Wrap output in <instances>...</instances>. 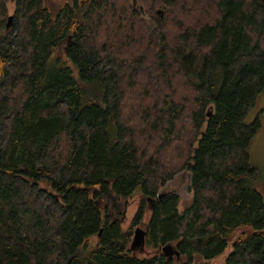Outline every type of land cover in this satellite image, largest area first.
Here are the masks:
<instances>
[{
    "label": "trees",
    "instance_id": "16d2710c",
    "mask_svg": "<svg viewBox=\"0 0 264 264\" xmlns=\"http://www.w3.org/2000/svg\"><path fill=\"white\" fill-rule=\"evenodd\" d=\"M263 90L262 0H0V264H264Z\"/></svg>",
    "mask_w": 264,
    "mask_h": 264
},
{
    "label": "rangeland",
    "instance_id": "374dc122",
    "mask_svg": "<svg viewBox=\"0 0 264 264\" xmlns=\"http://www.w3.org/2000/svg\"><path fill=\"white\" fill-rule=\"evenodd\" d=\"M70 2V0H43V6L46 7L51 14H55L64 4ZM158 10L157 12L159 13ZM7 12L12 15L14 12V5L12 1L7 3ZM162 12V11H161ZM255 119L259 121V130L253 137L251 144L249 146V156L250 163L255 168L257 172V179L254 183V187L261 193L264 197V90L257 97L254 107L248 112L245 121L251 123ZM189 173L187 171H182L177 174L171 181L167 182L165 187L161 190V193H174L179 196L178 210L180 212L184 211L191 204V191H190V181ZM135 211V205L133 204L127 211V218L130 219ZM143 251H135L137 254H143ZM149 251L146 250L148 255ZM231 252V246L219 256L212 260L205 261L202 256L194 254L192 257L193 264H222L228 254ZM185 258L181 260V263H185Z\"/></svg>",
    "mask_w": 264,
    "mask_h": 264
},
{
    "label": "water",
    "instance_id": "95a60500",
    "mask_svg": "<svg viewBox=\"0 0 264 264\" xmlns=\"http://www.w3.org/2000/svg\"><path fill=\"white\" fill-rule=\"evenodd\" d=\"M262 2L264 4V0H262ZM159 14L161 16L160 11H159ZM11 19H12V17L9 16L8 20H7V24H6L7 27L9 26ZM158 197H161V195H159ZM130 248L134 251H136V250L142 251L143 250V248H144V232L142 229H140V228L135 229ZM162 250L164 253L166 252V255H168V256L172 255L171 247L166 246ZM175 255H177L176 252H175Z\"/></svg>",
    "mask_w": 264,
    "mask_h": 264
}]
</instances>
